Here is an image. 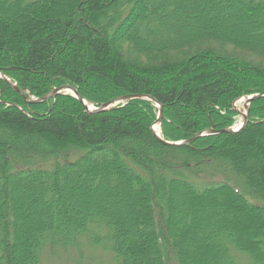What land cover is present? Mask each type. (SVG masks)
I'll list each match as a JSON object with an SVG mask.
<instances>
[{
    "label": "trees",
    "instance_id": "16d2710c",
    "mask_svg": "<svg viewBox=\"0 0 264 264\" xmlns=\"http://www.w3.org/2000/svg\"><path fill=\"white\" fill-rule=\"evenodd\" d=\"M0 72L29 99L150 95L163 138L188 141L264 90V0H0ZM249 118L167 147L152 102L89 114L0 78V264L84 245L112 264H264V98Z\"/></svg>",
    "mask_w": 264,
    "mask_h": 264
},
{
    "label": "water",
    "instance_id": "95a60500",
    "mask_svg": "<svg viewBox=\"0 0 264 264\" xmlns=\"http://www.w3.org/2000/svg\"><path fill=\"white\" fill-rule=\"evenodd\" d=\"M0 78L5 80L8 84H10V86L13 88V90L20 93L21 96L24 98V101L29 103V104L43 103L49 99H54L60 95H70L73 98H75L76 100H78L82 104V106L87 110V112L89 114H100V113L109 112V111H111V110H113L119 106H125L126 104H128L129 102L134 101V100H145V101L152 102L155 104V106L158 110V119L153 124L151 130H152V133H153L155 139L159 143H161L162 145L167 146V147H183V146H186V145L193 143L195 140H197L201 137L210 136V135L237 134V133L242 132L250 123L249 114H250V107H251L252 103H254L255 101H257L259 99L264 98V90H262V91L256 93L255 95L246 96V97H243L242 99L237 101V102H239L243 99L245 101L244 106H243V110H237V112L241 116H243V122L240 123L239 125H235V126L229 127L227 129H224V130H219V131L215 130V128H211V129H208L202 133L197 134L191 140L181 141V142H169V141H166L162 136V123L164 120V107L159 101H157L155 98H153L150 95L129 94V95H124V96L114 98V99H112V100H110L104 104L97 105V104L90 103L89 101L84 99L79 94L78 90L74 86L64 83V84H60L58 86H55L50 91V93H48L43 98L29 100L28 94L24 90L20 89L15 83H13L11 78L6 76L5 73L0 72ZM66 91H68V92H66ZM7 105L17 107L16 105H12V104H7ZM157 127H160L159 132L156 129Z\"/></svg>",
    "mask_w": 264,
    "mask_h": 264
},
{
    "label": "rangeland",
    "instance_id": "374dc122",
    "mask_svg": "<svg viewBox=\"0 0 264 264\" xmlns=\"http://www.w3.org/2000/svg\"><path fill=\"white\" fill-rule=\"evenodd\" d=\"M244 102L245 101L243 99L235 103L236 112L237 110H243ZM242 122L243 119L241 118V115L237 112V116L235 117V124L233 126L239 125ZM92 248L87 245H84L80 252L76 249H70L57 251L54 255L47 254L44 257L42 264H112V256L109 252L103 250L102 247L94 249ZM241 259L245 264H247L246 256L241 257Z\"/></svg>",
    "mask_w": 264,
    "mask_h": 264
},
{
    "label": "bare ground",
    "instance_id": "6f19581e",
    "mask_svg": "<svg viewBox=\"0 0 264 264\" xmlns=\"http://www.w3.org/2000/svg\"><path fill=\"white\" fill-rule=\"evenodd\" d=\"M66 92H68V91H66ZM241 118L243 119V116H241ZM156 129L158 132L160 131V127H157Z\"/></svg>",
    "mask_w": 264,
    "mask_h": 264
}]
</instances>
